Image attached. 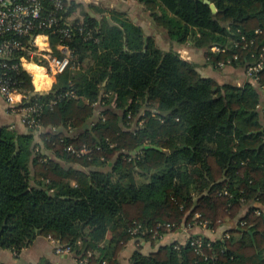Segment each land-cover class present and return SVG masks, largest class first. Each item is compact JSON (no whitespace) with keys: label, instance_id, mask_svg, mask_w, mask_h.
I'll return each mask as SVG.
<instances>
[{"label":"trees","instance_id":"16d2710c","mask_svg":"<svg viewBox=\"0 0 264 264\" xmlns=\"http://www.w3.org/2000/svg\"><path fill=\"white\" fill-rule=\"evenodd\" d=\"M136 1L172 43H190L215 67L247 71L261 61L256 85L201 77L125 13L67 1L56 10L45 0L44 11L62 19L42 33L55 55L63 43L73 59L42 94L20 53L9 61L7 75L30 97L21 106L40 107L38 139L54 158L38 150L34 131L0 127V249L19 255L44 237L91 254L88 264H120L136 225L215 229L249 205L228 238H189L203 241L202 255L187 241L136 250L130 264H264V0H210L216 13L194 0ZM64 23L71 36L60 42L53 30Z\"/></svg>","mask_w":264,"mask_h":264},{"label":"built area","instance_id":"2783aa9c","mask_svg":"<svg viewBox=\"0 0 264 264\" xmlns=\"http://www.w3.org/2000/svg\"><path fill=\"white\" fill-rule=\"evenodd\" d=\"M44 1L45 0H0V96L5 101L9 110L19 115L21 123L37 134L41 132V126L37 123L34 116L38 114L40 107L36 103L21 106L23 101L30 97L19 92L15 83L7 75L6 70L9 69L8 64L13 54L18 55L20 53L21 56L18 58V64L29 74L34 86V92L42 94L46 91L40 92L35 87L34 78L36 75L39 74L44 77L42 81L44 84L47 82V77L55 80L56 76L62 74L71 65L73 57L69 48L63 43L59 44L56 48L59 55H55L51 50L47 34L42 33V31H47L57 26V22L62 19L55 13L45 12L43 7ZM49 1L56 10L61 9L63 1L74 2L76 4L98 3V0ZM66 25L67 24L64 23V27L53 30V33L57 31L62 37L60 42H64L63 40L69 39L71 36V31ZM34 31H40V33L32 35ZM22 38L27 39V44L22 43ZM246 46L247 44H245L244 47ZM213 50L216 52L224 51L217 48ZM18 64L10 68L13 69L17 67ZM27 65L35 67L36 70H27ZM261 65L262 63L260 61L248 68L247 75L252 80H256L255 75L261 69ZM94 106L97 107V114H100V105L95 103ZM67 150L76 156L88 155L91 153V150L86 148L77 151L69 147ZM173 228L174 225L172 224H163L158 225L156 230H147L141 225H136L129 233L133 239L137 240L141 238L138 236L150 233L151 238L159 242L166 234L171 233ZM224 238H228V235L224 234L219 240ZM188 243L195 249L196 253L202 255L203 241L200 238L189 239ZM207 246L210 247L209 244ZM55 252L57 254H72L69 247H60L57 243ZM90 256L91 254H88L86 257H81L79 259V264H88Z\"/></svg>","mask_w":264,"mask_h":264},{"label":"crops","instance_id":"0c3cea01","mask_svg":"<svg viewBox=\"0 0 264 264\" xmlns=\"http://www.w3.org/2000/svg\"><path fill=\"white\" fill-rule=\"evenodd\" d=\"M81 4L96 6L106 12L117 11L125 13L135 25L142 28L146 37L154 39L158 48L163 51L173 50L182 60L195 65L198 73L203 78L215 80L219 84H230L238 87H241L247 82L256 85L244 69L233 68L226 65L215 67L207 62L203 56L202 50L193 47L190 43L185 45L172 43L166 31L155 26L149 12H147L136 0H98L97 4ZM214 48L216 47L211 48V52L216 53V51L213 50ZM26 69L29 71L33 70L30 69L29 65L26 66ZM35 79L36 77L34 78V83ZM43 79L44 77L37 81L41 82ZM54 81V79L47 77V82L44 84L42 83L44 88H37V90H40V92H48ZM262 122L264 125V117H262ZM0 127H8L16 131L18 134L24 135L30 133V129L21 123L19 115L12 113L9 110L1 96ZM34 136L35 142L39 146L38 150L41 148L45 155H48L49 158H54L49 151L42 149L43 147L38 139V134L34 132ZM249 208V205L242 207L235 218L226 220L215 229H206L196 225H190V227L185 228L184 225L179 230L166 234L161 241L153 245L150 242H145L143 239H133L118 253V261L120 264H130V257L136 250H140V253L144 255H149L150 253L155 252L160 246L172 243L185 244L190 237L199 236L210 240H219L226 231H234V229L237 228L238 221L245 215ZM235 236H237L236 233H234V237ZM250 236L253 238V233H250ZM55 249L56 243L53 240L44 237H37V239L29 247L23 249L19 255H15L10 250L0 249V263L43 264L44 262H47L49 264H79L81 256H76L73 252L70 255L57 254Z\"/></svg>","mask_w":264,"mask_h":264},{"label":"water","instance_id":"95a60500","mask_svg":"<svg viewBox=\"0 0 264 264\" xmlns=\"http://www.w3.org/2000/svg\"><path fill=\"white\" fill-rule=\"evenodd\" d=\"M194 1H197V2H201L202 4L204 5H208L210 10L212 11V13H216V9H215V6L213 4H211L210 0H194ZM149 147H144L143 149H148ZM155 149V147H153ZM142 148H138L133 154H135L136 152L138 151H141Z\"/></svg>","mask_w":264,"mask_h":264},{"label":"rangeland","instance_id":"374dc122","mask_svg":"<svg viewBox=\"0 0 264 264\" xmlns=\"http://www.w3.org/2000/svg\"><path fill=\"white\" fill-rule=\"evenodd\" d=\"M42 81L43 80H41V82H39V81H37V79H35V82H37V83H34L35 87L39 88V89L44 88V86H42ZM38 91H40V90H38Z\"/></svg>","mask_w":264,"mask_h":264},{"label":"bare ground","instance_id":"6f19581e","mask_svg":"<svg viewBox=\"0 0 264 264\" xmlns=\"http://www.w3.org/2000/svg\"><path fill=\"white\" fill-rule=\"evenodd\" d=\"M30 69L36 70L35 67H31V66H30ZM40 78H42V77H41L39 74H37V75H36V79L38 80V79H40ZM35 83H37V82H35Z\"/></svg>","mask_w":264,"mask_h":264}]
</instances>
